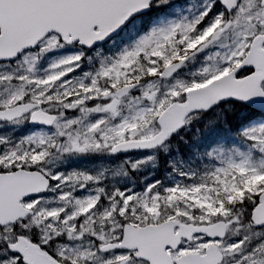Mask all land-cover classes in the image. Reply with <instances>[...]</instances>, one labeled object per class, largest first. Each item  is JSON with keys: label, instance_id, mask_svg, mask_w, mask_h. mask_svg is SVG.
<instances>
[{"label": "snow or ice", "instance_id": "snow-or-ice-1", "mask_svg": "<svg viewBox=\"0 0 264 264\" xmlns=\"http://www.w3.org/2000/svg\"><path fill=\"white\" fill-rule=\"evenodd\" d=\"M0 264H264V0H0Z\"/></svg>", "mask_w": 264, "mask_h": 264}, {"label": "trees", "instance_id": "trees-1", "mask_svg": "<svg viewBox=\"0 0 264 264\" xmlns=\"http://www.w3.org/2000/svg\"><path fill=\"white\" fill-rule=\"evenodd\" d=\"M252 118L254 119L255 117H252ZM240 123L243 124V123H246V121H241ZM237 127H239V125ZM224 132L227 133L226 137L229 138V133L227 132V130H225ZM167 162H168V157L162 154L159 158V164H160L159 172L160 173H163L166 170L164 166L167 164ZM181 163H192V161L187 160V159H184L183 161H177L178 165H180ZM196 163H199V160H196ZM152 170L153 169L151 165H148V167L144 170V172L147 173L148 171H152ZM259 179H261V177H252L250 182L255 183Z\"/></svg>", "mask_w": 264, "mask_h": 264}, {"label": "rangeland", "instance_id": "rangeland-1", "mask_svg": "<svg viewBox=\"0 0 264 264\" xmlns=\"http://www.w3.org/2000/svg\"><path fill=\"white\" fill-rule=\"evenodd\" d=\"M74 163H79V161H76V162H74Z\"/></svg>", "mask_w": 264, "mask_h": 264}]
</instances>
